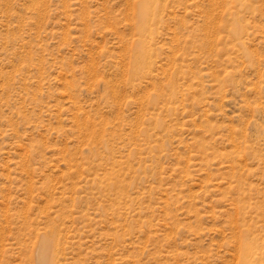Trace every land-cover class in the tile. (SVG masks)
I'll return each mask as SVG.
<instances>
[{
  "label": "rangeland",
  "instance_id": "obj_1",
  "mask_svg": "<svg viewBox=\"0 0 264 264\" xmlns=\"http://www.w3.org/2000/svg\"><path fill=\"white\" fill-rule=\"evenodd\" d=\"M44 244L264 264V0H0V264Z\"/></svg>",
  "mask_w": 264,
  "mask_h": 264
},
{
  "label": "bare ground",
  "instance_id": "obj_2",
  "mask_svg": "<svg viewBox=\"0 0 264 264\" xmlns=\"http://www.w3.org/2000/svg\"><path fill=\"white\" fill-rule=\"evenodd\" d=\"M143 11H141L142 14ZM49 243V242H48ZM51 245V244H50ZM42 247V246H41ZM51 247V246H50ZM41 250V249H40ZM41 252V251H40ZM42 253V252H41ZM50 253V248L48 245L44 244L43 246V253H42V258H41V264H52L51 261L48 260ZM49 256V257H48ZM50 259V258H49ZM51 260V259H50Z\"/></svg>",
  "mask_w": 264,
  "mask_h": 264
}]
</instances>
